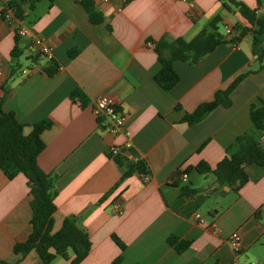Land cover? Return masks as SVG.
<instances>
[{
	"label": "crops",
	"instance_id": "obj_1",
	"mask_svg": "<svg viewBox=\"0 0 264 264\" xmlns=\"http://www.w3.org/2000/svg\"><path fill=\"white\" fill-rule=\"evenodd\" d=\"M8 1L0 0L3 107L27 124L26 133L36 121L53 120L42 133L46 146L38 163L53 181V230L76 216L89 232L92 249L79 264H115L120 256L118 264L264 262V166L248 165L249 179L240 188L197 169L201 163L214 168L238 136L253 130L252 106L264 105V61L259 67L251 36L222 43L196 63L174 61L181 78L170 90L155 78L161 62L149 45L191 39L217 15L223 18V34L236 23L249 26L237 8H225L220 0H93L105 18L93 23L82 0H40L26 9L24 20L17 19L54 45V62L63 68L48 74L52 62L31 54L24 37L19 41L23 53L12 58L19 21L3 18ZM243 1L257 7L256 0ZM258 12L264 13V2ZM73 49L79 50L75 56L70 55ZM249 70L231 92L230 106H217L195 124L183 119ZM77 88L87 104L71 97ZM105 92L126 112L133 143L117 157L108 155V147L124 145L126 137L109 134L91 105ZM136 156L146 162L150 181H143L140 172L124 176ZM181 173H188L187 180ZM31 200L23 173L9 179L0 170V264H45L35 250L25 255L14 251L31 232ZM115 202L123 214L114 209ZM196 212L204 223L194 217ZM235 231L241 234L238 251L229 243ZM171 235L190 245L178 251L169 242ZM73 257L69 250L68 257L57 255L51 264H71Z\"/></svg>",
	"mask_w": 264,
	"mask_h": 264
},
{
	"label": "trees",
	"instance_id": "obj_2",
	"mask_svg": "<svg viewBox=\"0 0 264 264\" xmlns=\"http://www.w3.org/2000/svg\"><path fill=\"white\" fill-rule=\"evenodd\" d=\"M40 0H9L8 7L19 19H25L26 9H34ZM51 3L54 0H49ZM126 3L130 0H125ZM225 8L235 6L237 10L248 20V25L236 23L230 32L223 34L219 30L222 16H215L208 26L203 28L191 39L183 37L174 40L162 39L155 45L161 68L155 75L158 83L170 90L180 81V74L174 68V61L183 60L191 63L198 62L204 55L213 51L218 45L226 42L237 44L244 37L251 36L253 51L258 55L259 67L264 61V13L258 10L264 0H256L257 7L251 8L243 0H220ZM90 19L93 23L105 21L104 16L95 8L93 0H82ZM3 14V12H2ZM21 35L15 29V47L11 51L13 59H17L23 53L19 47ZM79 50L70 51L75 56ZM38 55V54H37ZM46 68L48 74L55 73L59 66L54 60ZM15 69V65H14ZM252 70L240 74L226 89L219 90L210 101L200 103L192 112L184 115V120L189 124H195L203 120L209 112L219 105L230 106L232 101L231 92ZM5 92L10 90L7 84L3 86ZM74 100L82 105L87 104L85 93L77 88L71 93ZM264 102L263 99H260ZM5 95H0V170L9 178H15L23 173L30 186L32 194L31 207L32 217L31 232L27 239L14 245V251L25 255L35 250L45 264H51L57 255L68 257L71 250L74 257L71 264L81 263L92 249V240L86 228L81 226L76 216H69L64 219L60 229L53 230L54 213L57 204L53 198V181L47 172L39 165L38 157L45 149L46 143L42 133L53 124L51 118H44L31 124L32 130L25 132L26 123L21 122L13 111L4 109ZM251 119L253 130L238 136L235 143L227 150V154L213 168L207 163H201L197 169L201 172H213L220 184L240 188L245 184L249 175L246 167L250 164L264 166V105L251 108ZM133 172H147V165L144 160L130 162L124 176ZM118 245L124 249L125 244L113 234ZM169 242L178 251H184L190 245V241L182 240L175 235L169 237ZM122 256L115 259L118 264Z\"/></svg>",
	"mask_w": 264,
	"mask_h": 264
},
{
	"label": "built area",
	"instance_id": "obj_3",
	"mask_svg": "<svg viewBox=\"0 0 264 264\" xmlns=\"http://www.w3.org/2000/svg\"><path fill=\"white\" fill-rule=\"evenodd\" d=\"M29 10H26V14H29ZM3 18H5L9 22L19 21L16 28L21 37L26 38L27 45L26 48L31 54H39L45 59L51 61L56 58L55 47L49 42L45 37L38 35L29 25L23 23V21L17 19L14 15L11 8H6L2 14ZM231 28L227 27V33L230 32ZM150 46H155L154 43L149 42ZM63 66L60 65L58 69H62ZM23 72H27V69H24ZM93 112L97 116L99 123L104 129L111 135L123 134L126 137L124 145L114 143L108 147L107 153L110 157H117L123 151V147L130 148L132 146V139L130 131L127 128V114L121 109L116 98L108 92H105L97 97H95L91 103ZM139 160V157H134L133 162ZM143 181L148 182L151 179L150 174L147 172L142 173ZM181 178L183 180H187L188 173H181ZM114 209L123 214L125 209L119 202H115L113 204ZM194 217L200 221L201 223L205 222L204 216L196 212ZM230 245L233 247L235 251H238L241 246V234L239 231H235L232 233L229 239ZM251 264H264V262H252Z\"/></svg>",
	"mask_w": 264,
	"mask_h": 264
},
{
	"label": "rangeland",
	"instance_id": "obj_4",
	"mask_svg": "<svg viewBox=\"0 0 264 264\" xmlns=\"http://www.w3.org/2000/svg\"><path fill=\"white\" fill-rule=\"evenodd\" d=\"M220 29H221V30H224V29H225L224 26H223L222 24H221V26H220ZM21 60L24 61V58H21ZM252 262H253V261H252ZM254 262H256V261H254Z\"/></svg>",
	"mask_w": 264,
	"mask_h": 264
}]
</instances>
